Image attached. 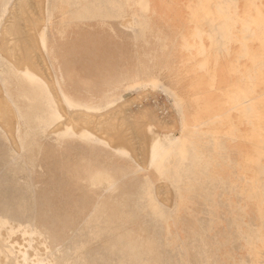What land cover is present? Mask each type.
<instances>
[{
    "label": "rangeland",
    "instance_id": "1",
    "mask_svg": "<svg viewBox=\"0 0 264 264\" xmlns=\"http://www.w3.org/2000/svg\"><path fill=\"white\" fill-rule=\"evenodd\" d=\"M37 1L40 0H27L28 5H34V8L28 6L27 10H32V14L36 10L35 15L26 10L24 1L21 3L22 17L31 18L32 15L37 18L43 14L42 17L47 19L46 29L41 33L46 35L47 51L44 49L43 53L51 77L57 88L59 81L64 93L92 107V125L84 124V127L99 133L95 114H103L108 107L112 109L116 104L114 100L120 98L118 102H128L127 107L133 112L131 119L135 131H140L143 124L150 121L138 110L149 108L164 122L155 125L157 132L179 135L180 118L172 99L163 90L152 87L127 89L129 82L116 80V77L135 73L140 66L164 65L145 62L148 56L140 54L147 51L145 46H140L145 42L134 41L133 34L121 26L120 22L128 16L125 20L108 23L97 19L82 21L85 12L88 14L90 9L97 8L98 0H42L41 4H36ZM16 3L18 0H0V99L4 97L10 101L17 115V118L14 114L15 118L8 117L0 106V217L17 221L8 226L0 221V242L5 246L0 245V248L4 247L6 264H17V261L22 264L23 260V264H51L49 257L37 260V255L44 256L48 249L53 251L56 247L61 249L62 260L72 259L74 254L82 264L85 253H95L100 246L113 243L114 239L117 243L124 241L127 247L131 244L141 247L139 252L143 255L138 257L139 264H235L238 255L247 254L249 248L245 240L234 231L233 207L237 198L232 190H223V186L213 188L216 189L214 194L223 195L222 200H228L229 205L217 203L214 196L212 206L209 202L212 192L208 190L211 188L208 185L205 192L199 189L201 177H188L190 171L185 160L181 162L178 180L173 179L176 184L173 187L158 179L151 167L137 172L131 160L115 154L109 147L86 143L77 137L56 139L55 133L49 132L51 107L59 109L57 102L60 99L54 97L47 84L44 86L36 75L24 71V63H20L27 46L23 40L29 39L27 34L33 31L20 22L21 38L14 41V37H4V27L9 25L11 12L19 10ZM36 6L41 9L37 8V11ZM258 12L257 3L246 2L240 18L250 15L247 20L251 57L257 50L260 54L264 52V28L259 27ZM5 42L18 47L21 57L18 52L9 57L4 50ZM138 60L143 62L138 63ZM228 68L233 89L238 94L228 103L239 107L248 104L252 108L250 118L264 120L263 65L257 71V81L250 87H242L235 81L234 66ZM43 73L40 70V77L45 80ZM163 80L169 82L167 78ZM137 91H140L139 95ZM107 101L110 105L103 109L101 106ZM19 138H23V145ZM40 146L41 151L38 150ZM143 150L142 155L145 154ZM96 171H106L116 180L117 191L91 186L89 178ZM146 175L164 186L166 200L160 201L164 206L153 200L152 187L144 183L143 176ZM32 188L35 192L33 203L30 201L31 194L33 200ZM100 200L105 206L100 204L101 207L88 218L93 204ZM155 204H158L157 208L153 207ZM114 205L117 215L122 213L123 216H119L114 224L105 223ZM250 209H253L252 205ZM247 219L245 216L244 220ZM30 221L44 232L50 243L44 242L32 226L22 230ZM74 243L83 248H66ZM0 254L3 256L2 249ZM131 259L133 257L125 255L121 261L127 263Z\"/></svg>",
    "mask_w": 264,
    "mask_h": 264
},
{
    "label": "crops",
    "instance_id": "2",
    "mask_svg": "<svg viewBox=\"0 0 264 264\" xmlns=\"http://www.w3.org/2000/svg\"><path fill=\"white\" fill-rule=\"evenodd\" d=\"M246 2L258 4L259 27L264 28V0H98L97 8L90 9L88 14L85 12L82 21L97 19V21L108 23L110 20H125L128 16V19L120 22L121 26L133 34L134 41L145 42L140 44L147 48V51L140 52L141 55L148 56L145 62L164 63L162 67L140 66L135 73L116 77V80L127 81L129 82L127 89L137 90L147 87L155 89V83L161 82L164 92L172 99L180 118V133L175 136L171 132H157L155 125L164 122L149 108L138 110L150 121L144 123L140 131H135L131 119L133 112L127 107L128 102H118L119 98L114 100L116 104L112 109L108 107L109 101L101 106L103 109L109 108L104 112H111V114L113 112L115 121L106 125L102 133H97L98 138L82 137L72 132H58L55 135L56 139L77 137L86 143L109 147L115 154L131 160L136 165L137 172L151 167L158 179L165 180L169 186L173 187L176 185L173 179L178 180L181 162L185 160L186 168L190 171L187 174L188 177H201L199 189L205 192L208 185L211 188L208 190L212 192L209 201L212 206L214 196L217 197V203L229 205L228 200H222L223 195L214 194V191L222 186L223 190L231 189L237 198L233 207L234 231L245 240L249 250L245 255H238V261L234 263L264 264V120L251 119L252 108L248 104L239 107L228 103L237 94V91L233 89L228 67L236 68L232 75L242 87H250L252 82H256L257 71L261 70L262 65L264 67V56L261 55L264 52L260 54L257 50L253 57L250 56L249 19L247 20L250 15L243 17V21L240 19ZM46 25L47 19L44 18V25L38 28L39 45L37 43L35 46L34 39L31 35H27L29 39L23 40L27 46L22 53L29 58L35 56L45 62V67L40 63L35 65L44 71L43 75L46 78L44 80L40 77V71L39 76L34 74L27 64H23L24 71L36 75L44 86L47 84L49 88L50 84L54 87L53 96L60 99L57 102L58 107L61 104L68 110L91 113L92 107L64 93L59 81L58 90L56 82L52 79L50 66L43 53L44 49L47 51L46 35L44 36L41 32L45 31ZM35 49H38V52ZM142 62L138 60V63ZM161 72L164 75H158ZM142 73L146 74L142 75ZM181 73L184 74L181 75ZM166 78L169 82L163 80ZM246 91L253 90L246 89ZM139 94L140 91H137V95ZM178 98L182 101L179 107L176 105ZM51 109L50 127L52 128L53 124L58 122L61 113L60 109H56L53 105ZM55 112L57 116L54 115ZM123 118L125 123L123 121L120 123V119ZM119 123L125 124V132L122 129L124 127ZM117 130L120 131L118 135L115 133L118 132ZM109 131L111 135L114 134V138ZM130 131H134L133 136ZM121 133H126V135ZM142 133L144 137H141ZM130 137H138V139L135 138L137 145L140 139L145 138V142L144 140L139 141V148L130 144L131 148L140 149L138 152L146 148V152L142 151L145 152V156L140 152L138 154L133 148L135 151L130 150L128 145ZM107 138L114 139L111 145L108 143L111 140ZM19 139V143L23 145V138ZM135 140L134 143H136ZM123 142L126 143L123 144ZM126 144L130 154L123 152V146ZM39 148L38 150L41 151V146ZM133 152L137 153L136 156ZM192 169L195 171L193 172ZM143 178L145 185L152 187L153 200L164 206L160 203L166 200L162 189L164 186L157 184L158 182L150 176L146 175ZM89 182L91 186H101L102 189L110 192L117 191L115 188L117 181L106 171L94 172ZM31 190L33 200L31 194L30 201L33 203L35 192L34 188ZM145 196L147 198V194ZM147 200L151 201V198ZM100 204L101 200L93 204L88 218L95 214L99 206L101 207L102 204ZM158 204L153 207L157 208ZM115 208L116 205H114L113 212L108 217L106 216L105 223L114 224L119 216H123L122 213L117 215ZM250 211L253 217L249 216ZM245 216L248 217L247 220H244ZM33 217L32 212L31 220ZM0 221H4L3 223L8 226L16 220L0 217ZM30 226L44 239V242L48 240L50 243V239L32 221L27 222L22 230H28ZM113 241L103 247L100 246L95 253H85L81 258L84 262L82 264H139L138 257L143 255L139 252L141 247H134L133 244L127 247L122 240H118V243L115 239ZM0 245L4 246L1 242ZM69 246L66 248H83L75 243L72 247ZM4 247L0 248L3 252V256L0 254V264H6ZM60 251L61 249L56 247L53 251L48 249L44 256L35 254L37 260L49 257L51 264H80L77 256L74 258V254H72V259L67 257L62 260ZM125 255L133 259L124 263L121 258ZM88 256L90 257L87 258ZM230 257L234 259L233 256Z\"/></svg>",
    "mask_w": 264,
    "mask_h": 264
},
{
    "label": "bare ground",
    "instance_id": "3",
    "mask_svg": "<svg viewBox=\"0 0 264 264\" xmlns=\"http://www.w3.org/2000/svg\"><path fill=\"white\" fill-rule=\"evenodd\" d=\"M27 4V0H18V3H16L17 5V7L16 8H19V10H20V12H19V10H18V12H14V13H12L11 12V10H10V12H11V14H10V16H12V17H10V18H8V23H9V25L7 24V26H6V24H5V26L6 27H4L5 29H4V37L5 38H12V37H14V41H17V39H19V38H21V29H20V22L22 23V25H25L26 27H28V29H30V30H32L33 32H35V34L32 32L31 34H29V35H31V38H33L34 39V41L36 42V43H34V45L35 46H37V43H38V45H39V42L40 41H38V28H41L43 25H44V18L42 17V15H40V13L38 14V15H40L41 17H37V18H35V17H32V15L34 14V11H36V10H34L33 11V14L31 13L32 12V10H31V12L29 11V10H27V7L29 6V8L31 7V5L32 4H25L26 5V10L27 11H29L32 15H31V18H28V16H26L27 18H23L22 16L24 15V13H21V10H22V8H21V3L23 4L24 2ZM36 1V0H35ZM40 1H42V0H40ZM40 1H37L38 3H36V2H32V3H36V4H41V2ZM43 2V1H42ZM25 5H23V6H25ZM44 5V4H43ZM38 6H40V5H38ZM42 6V5H41ZM13 8H14V6H13ZM12 8V9H13ZM15 8V9H16ZM24 8V7H23ZM28 8V9H29ZM32 8H34V5H32ZM38 7L36 6V8L35 9H37ZM15 9H13V10H15ZM38 9H41V7L40 8H38ZM38 9H37V11H38ZM23 12V11H22ZM39 12H41L40 10H39ZM29 13V14H30ZM35 15V14H34ZM3 31V30H2ZM28 35V34H27ZM13 39V38H12ZM4 46H5V52H6V54L9 56V57H14L15 55H16V53L18 52H20V49H18V47H12L8 42H5L4 43ZM4 50H3V52H4ZM19 55H20V53H19ZM22 58H23V60H21L20 59V63H24V64H27V66L32 70V72L34 73V74H36V75H38L39 76V71H40V69L38 68V66H36L35 64H39L40 63V65L41 66H43V67H45L46 66V64H45V62L44 61H42L41 59H38V58H36L35 56H32V57H28L26 54H22ZM20 57H21V55H20ZM28 58H29V60H28ZM25 60V61H24ZM24 61V62H23ZM20 63H18V64H20ZM42 74V73H41ZM129 87V86H128ZM49 88H50V90L51 91H55V89H54V87H52L50 84H49ZM155 89L157 90V89H161V90H163V87H162V84H161V82H156L155 83ZM164 91V90H163ZM162 91V92H163ZM166 94V93H165ZM167 95V94H166ZM165 95V96H166ZM55 96H56V94H55ZM168 96V95H167ZM1 97V96H0ZM2 99V100H1ZM0 99V106L2 107V109L3 110H5L6 111V115L8 116V117H13L14 115H15V117L17 118V115L15 114V111L12 109V107H11V103L8 101V100H6L4 97L3 98H1ZM59 103H61V102H59ZM135 105V104H134ZM176 105L179 107V106H181L182 105V101L178 98V100H177V102H176ZM59 109H60V113H61V115L59 116V118H58V122L56 123V124H53V126H52V128L50 129V133H58V132H72L73 134H75V135H78V136H82V137H86V136H91V137H97L98 138V134L96 133H94V132H92L90 129H88V128H86V127H84V124H91L92 122H93V120L91 119L93 116H92V114L91 113H87V112H81V111H76V110H70V111H66V109L65 108H63L62 107V105L61 104H59ZM158 109V108H157ZM161 109V108H160ZM126 110V109H125ZM159 110V109H158ZM164 110V109H163ZM130 111V110H129ZM161 112V111H160ZM125 113V112H124ZM129 113V112H128ZM153 113V112H152ZM14 114V115H13ZM163 115V114H162ZM95 116H96V118H97V123H99L98 125L99 126H97V132H103V129H104V127H106V125L108 126V124L110 123V122H114L115 121V118H114V115H113V112H112V114H111V112H107V113H104V114H95ZM2 117H5V115H2ZM15 117H13V118H15ZM120 118V117H119ZM4 119V118H3ZM8 119V118H7ZM10 119H12V118H10ZM94 120H96V119H94ZM125 121V119L123 118V119H120V123H122V121ZM126 120H127V118H126ZM123 121V122H124ZM14 122V121H13ZM76 123H78V125H80L81 124V126L80 127H77V124ZM119 123V124H120ZM125 123V122H124ZM9 124H11L12 125V122L10 123L9 122ZM15 124L13 123V126H14ZM92 125V124H91ZM120 125H122V124H120ZM125 125V124H124ZM124 125H122V127H124V128H122V129H125V127L126 126H124ZM12 126V127H13ZM90 126V125H89ZM113 126H114V124H113ZM117 126V125H116ZM119 128H121V126L119 127ZM118 128V129H119ZM130 128V127H129ZM96 129V128H95ZM94 129V130H95ZM115 129V128H114ZM113 129V130H114ZM122 129H120V131L122 130ZM127 129H128V127H127ZM107 130H105V132H106ZM116 131V130H115ZM114 131V132H115ZM118 132H115V133H117V135L119 134V130H117ZM129 131V130H128ZM101 132V133H102ZM112 132V131H111ZM122 132H123V130H122ZM131 133V136H133V133H134V131L132 132V131H130ZM139 133V132H138ZM109 134H110V131H109ZM122 135H126V133H121ZM137 134V133H136ZM111 135V134H110ZM114 135V134H113ZM113 135H111L112 137H113ZM116 135V134H115ZM135 135V134H134ZM111 136H109V137H111ZM115 137V136H114ZM113 137V138H114ZM117 137V136H116ZM119 137V136H118ZM123 137V136H122ZM129 137V136H128ZM141 137H144L143 136V133L141 134ZM81 138V137H80ZM136 138V137H135ZM135 138H132V137H130V140H128V142L130 141V143H128V145L130 146V144H132L131 146H133V147H135V148H139V143L141 142L140 140H142V139H140L139 141H138V145H137V141L135 140ZM107 139H109V138H107ZM122 139V138H121ZM120 139V140H121ZM131 139H132V141H131ZM136 139H138V137L136 138ZM109 140H111L110 142H108V140H106L108 143H110V145L112 144L111 142H112V140L114 141V139H109ZM123 140V139H122ZM134 140L136 141V143H134ZM143 140H144V142H145V138H143ZM142 140V141H143ZM123 141H125V140H123ZM118 142H119V140H118ZM122 142V141H121ZM131 142H133L134 143V145H133V143H131ZM115 143H117V142H115ZM126 142H123V144H125ZM119 144H121L120 142H119ZM136 144V145H135ZM109 145V146H110ZM113 145H115V144H113ZM143 145V144H142ZM145 145V144H144ZM148 145V144H147ZM131 146H130V148H131ZM119 147V146H118ZM132 147V148H133ZM143 147H145V146H143ZM130 149L131 151L133 150V149H135V148H133V149ZM129 149V148H128ZM127 149V144L126 145H124L123 146V152L125 153V154H130V152H128L129 150ZM145 149L146 148H144V151H145ZM135 150H137V149H135ZM135 150H133V151H135ZM138 150H140V149H138ZM138 150H137V152H138ZM143 150V149H142ZM140 152V151H139ZM138 152V154H140ZM146 152V151H145ZM144 152V153H145ZM132 153V152H131ZM134 154H135V152H133ZM137 154V153H136ZM136 154H135V156H136ZM146 154H144V156H145ZM134 156V155H133ZM139 156V155H138ZM137 156V157H138ZM136 157V158H137ZM134 159H135V157H134ZM138 159V158H137ZM138 161V160H137ZM38 247V246H37ZM42 247V246H41ZM28 254V253H27ZM22 259H23V257H22ZM23 263H24V260H23ZM22 263V264H23Z\"/></svg>",
    "mask_w": 264,
    "mask_h": 264
}]
</instances>
